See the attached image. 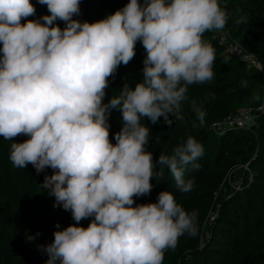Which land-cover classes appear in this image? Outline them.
Returning a JSON list of instances; mask_svg holds the SVG:
<instances>
[{
  "label": "clouds",
  "instance_id": "clouds-1",
  "mask_svg": "<svg viewBox=\"0 0 264 264\" xmlns=\"http://www.w3.org/2000/svg\"><path fill=\"white\" fill-rule=\"evenodd\" d=\"M38 3L50 15L23 23L36 14L32 0H0V136L29 137L11 144L10 162L31 164L37 173L53 169L41 187L77 222L40 246L46 264H164L181 236L196 235L198 214L168 190L154 203L136 205L135 198L150 194L154 176L163 174L154 171L157 162L168 166L181 192H190L194 181L185 173L189 165L199 168L204 148L190 135L155 161L142 119L156 124L163 117L169 126L184 119L188 86L215 76V49L204 35L224 29L229 13L220 0H130L90 23L73 19L81 0ZM137 42L146 51L143 80L104 103L109 78L133 60ZM113 109L123 122L116 143ZM195 111L203 126L206 112ZM89 217L87 227L78 226Z\"/></svg>",
  "mask_w": 264,
  "mask_h": 264
},
{
  "label": "trees",
  "instance_id": "trees-1",
  "mask_svg": "<svg viewBox=\"0 0 264 264\" xmlns=\"http://www.w3.org/2000/svg\"><path fill=\"white\" fill-rule=\"evenodd\" d=\"M129 2L81 0L80 14L73 19L94 23ZM220 2L230 16L225 26L230 41H238L264 64V0ZM32 3L36 14L23 23L50 15L46 5L38 0ZM239 17H246L245 22L237 24ZM55 23L61 28L66 26L63 21L54 22V26ZM204 39L215 49V76L188 86L181 104L184 119H174L170 126L163 117L156 124L146 117L142 119L150 129L146 150L153 153L155 161L161 153L171 156L190 135L203 145L204 153L197 161L199 168L189 165L185 173V179H192L194 187L190 192H181L168 166L157 162L154 171L163 174L154 176L151 193L136 197L135 204L157 202L159 194L168 190L186 211L198 214L196 235L181 236L175 249L165 253L164 264H264V74L226 52L214 31L206 32ZM145 57L142 42H137L133 60L126 66L121 64L114 77L109 78L104 103L125 84L135 88L143 80ZM256 96L258 100L254 99ZM197 107L206 112L203 126L196 118ZM241 108L255 109L248 127L211 128ZM109 124L112 142L116 143L115 134L123 127L118 109L111 111ZM27 139L28 136L20 135L10 141L0 136V264H46L49 257L40 246L52 243L57 230L77 223L71 212L62 205L56 206L55 197L41 187L45 177L54 174L53 169L37 173L31 164L16 168L10 162L11 144ZM93 219H83L78 226L87 227ZM30 236L35 239L30 240Z\"/></svg>",
  "mask_w": 264,
  "mask_h": 264
},
{
  "label": "built area",
  "instance_id": "built-area-1",
  "mask_svg": "<svg viewBox=\"0 0 264 264\" xmlns=\"http://www.w3.org/2000/svg\"><path fill=\"white\" fill-rule=\"evenodd\" d=\"M214 35L218 38L219 43L224 46V50L235 57H238L240 60L245 61L248 65L258 69L264 74V64L259 62L257 58L249 52L245 47L240 45L236 40L230 41V35L224 27V29L219 31H214ZM260 108H257L259 110ZM255 117V109L252 108H241L238 109L235 113L227 115L218 122H215L211 125L212 129H225L226 127L233 128H246ZM231 172L228 173V179Z\"/></svg>",
  "mask_w": 264,
  "mask_h": 264
},
{
  "label": "rangeland",
  "instance_id": "rangeland-1",
  "mask_svg": "<svg viewBox=\"0 0 264 264\" xmlns=\"http://www.w3.org/2000/svg\"><path fill=\"white\" fill-rule=\"evenodd\" d=\"M243 105H244V103H242ZM229 183H231V182H229Z\"/></svg>",
  "mask_w": 264,
  "mask_h": 264
}]
</instances>
